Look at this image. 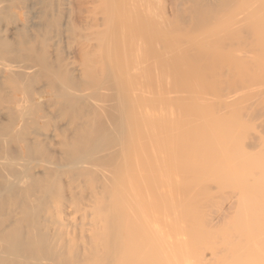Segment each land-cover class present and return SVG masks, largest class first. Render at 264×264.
Returning <instances> with one entry per match:
<instances>
[{
  "label": "bare ground",
  "instance_id": "obj_1",
  "mask_svg": "<svg viewBox=\"0 0 264 264\" xmlns=\"http://www.w3.org/2000/svg\"><path fill=\"white\" fill-rule=\"evenodd\" d=\"M0 264H264V0H0Z\"/></svg>",
  "mask_w": 264,
  "mask_h": 264
},
{
  "label": "rangeland",
  "instance_id": "obj_2",
  "mask_svg": "<svg viewBox=\"0 0 264 264\" xmlns=\"http://www.w3.org/2000/svg\"><path fill=\"white\" fill-rule=\"evenodd\" d=\"M227 201L226 200H225V202L223 201V203L220 206H217V207H215V208L212 209V212H213L214 216H217L218 217V216L221 215V217H222L223 213L226 214V212L229 210V208L231 206V200H228L227 199ZM221 210H223V211L221 212ZM217 211H218V213H217ZM219 218H216L215 217V221H218Z\"/></svg>",
  "mask_w": 264,
  "mask_h": 264
}]
</instances>
